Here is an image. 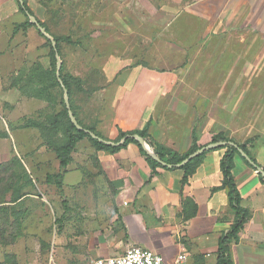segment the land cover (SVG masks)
I'll use <instances>...</instances> for the list:
<instances>
[{"label":"crops","instance_id":"crops-1","mask_svg":"<svg viewBox=\"0 0 264 264\" xmlns=\"http://www.w3.org/2000/svg\"><path fill=\"white\" fill-rule=\"evenodd\" d=\"M129 2L148 24L165 27V31L177 25V40L187 31L184 27L187 17L202 28L199 32L202 42L230 36L236 29L243 31L242 34L244 30L259 33L264 40V0ZM22 15L16 0H0V38L3 23L17 17L21 21ZM165 35V51L171 47L185 55V44H171L167 40L169 35ZM184 73L181 67H165L161 72L146 65L120 69L116 77H105L104 90L113 87L109 100L112 115L107 118L97 113L104 107L106 97H101V91L96 89L85 108L89 114L87 124L106 139L114 140L120 130L139 129L149 122L150 135L177 154L187 152L193 143L211 144L212 135L217 133L238 143L255 137L247 148L256 162L264 166V105L251 124L248 117L240 118L234 125L229 123L231 120L219 122L213 106L218 101L217 94L211 92L205 96L200 87L222 83L200 78L190 80ZM203 101L208 103L209 110H203ZM230 102L229 97L223 100ZM86 149L87 154L97 159L96 170L101 173L81 175L78 170L69 171L64 177L63 204L65 210H85L82 213L86 216L98 215L99 219L81 218L77 224H68L66 229L71 232L65 239L71 251L63 252L66 256L61 252L56 254L58 247L54 246L53 264H92L95 258L122 254L132 245L157 252L168 264H216L218 240L234 222L228 188L221 187L220 159L225 148L207 149L184 186L182 169L157 167L153 172L135 143L130 142L115 152L95 151L90 141L83 138L76 143L72 158ZM79 161L85 165V159ZM233 161L231 172L240 205L248 211V216L236 239L230 240L227 257L231 264H264V182L239 155L235 154ZM216 187L219 188L213 190ZM179 255L184 259L177 260Z\"/></svg>","mask_w":264,"mask_h":264},{"label":"rangeland","instance_id":"rangeland-1","mask_svg":"<svg viewBox=\"0 0 264 264\" xmlns=\"http://www.w3.org/2000/svg\"><path fill=\"white\" fill-rule=\"evenodd\" d=\"M25 2L32 14L29 21L30 17L37 21L22 26L24 15L21 21L19 17L8 20L3 23L0 38V264H53L54 246L58 247L56 254L66 256L63 252L71 251L65 239L71 232L66 229L68 224H77L81 218L99 219L98 215L86 216L82 213L85 210L64 209L65 175L71 170L81 175L101 173L96 170L97 159L87 154V149L76 152L62 171L49 148L66 141L70 132L60 113L63 84L56 86L54 78L41 84L30 77V72L38 65L50 68L49 42L52 44L53 37L70 40L59 42L56 64L60 62L62 74L79 78L70 81L68 103L74 119L85 126H89L85 108L93 90H100V96L106 97L104 107L97 113L109 118L113 112L109 107L113 87L104 90L105 77H116L120 69L131 65H146L160 72L165 67H181L187 79L218 80L222 85L200 87L205 96L217 94L218 101L213 104L217 120H231L229 123L234 125L248 117L251 124L264 105V40L259 33L244 30L242 34L236 29L230 36L202 42V28L190 17L184 26L187 31L177 40V25L165 31V27L146 23L129 0ZM37 23L44 33L38 30ZM165 34L171 44H185V55L171 47L165 51ZM55 74L58 76L57 70ZM44 85H51V94L34 95L35 88ZM228 97L231 102L223 103ZM202 106L209 110L208 103L203 101ZM53 118L58 120V128L52 126ZM239 139L240 142L242 138ZM80 158L86 160L85 165L78 163ZM57 173H62L60 185L47 178ZM17 194L21 197L14 202ZM103 217L107 218V214Z\"/></svg>","mask_w":264,"mask_h":264},{"label":"trees","instance_id":"trees-1","mask_svg":"<svg viewBox=\"0 0 264 264\" xmlns=\"http://www.w3.org/2000/svg\"><path fill=\"white\" fill-rule=\"evenodd\" d=\"M18 3V9L19 11L25 16V20L21 22L20 25L22 26H30L33 25V22L29 21V16L32 15L30 9L26 5L25 0H16ZM37 21V20H36ZM42 26V25H41ZM46 30V29H45ZM61 40L65 41H70L68 38H63V37H58L54 36L53 41L55 43V46H52L51 42H49V65L50 68H43L41 65L36 66L35 68L32 69L30 72V77L33 79H36L39 81V83H46L47 79L51 80L54 78L55 80V85L59 86L60 82L58 79L61 80V83L67 90V94L70 97L71 94V84L70 81L72 79L78 80L79 78L72 77L70 74H62V67H60L58 71V76H56V54L59 55V42ZM49 41V40H48ZM49 87V88H48ZM44 85V87L35 88V91L33 92L34 95H41V94H51L49 89L51 88V85L48 86ZM96 90V89H95ZM93 90V91H95ZM49 91V92H48ZM63 109L61 110V114H63L66 118V124L70 130L66 141L54 145L51 144L49 145V148L51 146V150L54 151L56 158L58 159L59 162V167L62 168V171H65L67 166L71 163L72 161V152L75 148L76 143L83 139L87 138L90 143L92 144L93 148L95 151H109V152H115L119 150L120 148L126 146L128 143L132 142L138 145L139 151L142 155L146 157L147 162L152 168V171L155 172V169L158 168H163L167 169L166 166H162L159 164L155 159H153L150 155L147 154L145 149L139 144V142L134 139V138H127L122 144L118 146L110 145L107 143H104L96 138H92L87 132L84 131V129L90 130L91 132L95 133L97 136L104 140H108L104 138L99 132L96 131L94 126H85L83 125L79 120H77V123L82 127L81 130L77 129L71 120L68 117V112L67 108L65 106V103L63 100H61ZM73 115L74 112H73ZM58 120L56 118H53L51 120L52 126L55 128H58ZM148 127H149V122H147L142 128L139 129H133V130H128V131H119L117 137L114 140H109L113 142H118L122 137L126 135H138L144 139V141L149 145L151 150L154 152V154L161 159L162 161L175 165L179 162H181L189 153L193 152L197 148L203 146L199 145L197 143H193V145L189 148V150L183 154H177L176 152L166 148L159 142H157L148 132ZM3 137H7L6 134H3ZM255 137H250L247 138L244 142L238 143V146L251 158V160L255 163V166H252L249 164L236 150V148H233L232 146H219L217 148H225V152L222 155L220 159V169L223 175L221 187H227L228 188V199H229V204L231 208L234 211V222L230 225L229 229L225 232L222 233L218 240V246H217V252H216V264H231L227 257V252H228V244L231 239H236L238 232L240 229L243 227V224L246 221V218L248 216V211L243 208L240 205V195L237 190L234 177L232 175V168H233V159L234 155L237 154L239 155L242 160L251 168H253L257 174L259 175V178L262 182H264V177L261 175L260 170H264V166H260L249 149L247 148V144L250 143L252 140H254ZM232 140L228 137H225L222 133H217L212 135L211 137V143L218 142V141H229ZM205 151L199 154L198 156L194 157L193 159L189 160L186 162L184 165L179 166L180 169L183 170V176L181 179V184L184 186L187 183V178L188 176L194 171L195 167L197 166V163L199 160L203 157ZM14 161H17L16 159H13ZM174 167V166H172ZM62 173H57L53 175H48L47 178H50L52 180H56V182L60 185ZM219 187L214 188L218 189ZM21 197L20 194H17V196L13 199V201H17ZM2 202V201H0Z\"/></svg>","mask_w":264,"mask_h":264},{"label":"water","instance_id":"water-1","mask_svg":"<svg viewBox=\"0 0 264 264\" xmlns=\"http://www.w3.org/2000/svg\"><path fill=\"white\" fill-rule=\"evenodd\" d=\"M30 21L31 22H36V19L33 17H30ZM37 28L40 32L44 33V28L37 23ZM52 46H55L54 41H52ZM61 67L60 62L57 61L56 64V68L57 71H59ZM59 82L61 83V80L59 79ZM62 84V83H61ZM63 88V92H64V103L65 106L67 108V112H68V116L69 119L71 120V122L73 123V125L81 130L82 127L77 123V121L74 119L73 113L71 112V110L69 109V103H68V94H67V90L66 88L61 85ZM85 132H87L92 138H96L104 143L110 144V145H114V146H118L120 144H122L127 138L131 137L136 139L139 144L145 149V151L147 152L148 155H150L153 159H155L159 164H161L162 166H166V167H172V166H182L184 165L186 162H188L189 160L193 159L194 157L198 156L199 154H201L202 152L206 151L207 149L211 148V147H219V146H232L233 148H236V150L239 152V154L252 166H255V163L251 160V158L238 146L237 143L229 140V141H218V142H214L208 145H203L199 148H197L196 150H194L193 152L189 153L181 162L175 164V165H171L168 164L164 161H162L161 159H159L154 152L151 150V148L149 147V145L144 141V139L136 134L134 135H126L124 137H122L118 142H113V141H109V140H104L102 138H100L99 136H97L95 133L91 132L90 130L84 129ZM261 175L264 177V170H260Z\"/></svg>","mask_w":264,"mask_h":264},{"label":"built area","instance_id":"built-area-1","mask_svg":"<svg viewBox=\"0 0 264 264\" xmlns=\"http://www.w3.org/2000/svg\"><path fill=\"white\" fill-rule=\"evenodd\" d=\"M179 255L177 260H183ZM92 264H168L155 251L139 246H129L122 254L95 258Z\"/></svg>","mask_w":264,"mask_h":264}]
</instances>
